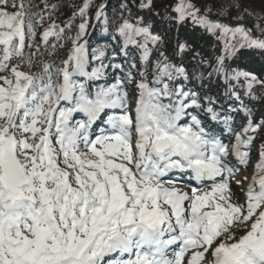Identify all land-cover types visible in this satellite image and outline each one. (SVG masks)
I'll return each mask as SVG.
<instances>
[{
	"label": "snow or ice",
	"instance_id": "obj_1",
	"mask_svg": "<svg viewBox=\"0 0 264 264\" xmlns=\"http://www.w3.org/2000/svg\"><path fill=\"white\" fill-rule=\"evenodd\" d=\"M90 3L73 36L58 4L0 0V264H264V119L244 99L264 101V78L227 63L240 48L264 52V38L224 22L239 4L154 12V0H124L116 45L90 50ZM145 11L177 30L190 22L222 51L177 40L175 62ZM189 52L231 103L188 87ZM257 139L251 178H238Z\"/></svg>",
	"mask_w": 264,
	"mask_h": 264
},
{
	"label": "trees",
	"instance_id": "obj_2",
	"mask_svg": "<svg viewBox=\"0 0 264 264\" xmlns=\"http://www.w3.org/2000/svg\"><path fill=\"white\" fill-rule=\"evenodd\" d=\"M227 1V2H225ZM39 2V0H37ZM124 2V0H91L90 7L86 11V16L89 21L88 23V35L87 38L89 49L96 47H106L109 52H111L112 48L116 45V40L113 38V30L111 25L118 22L119 18L123 12L120 5ZM156 4L155 11L163 12L165 8H167L170 4L174 3L175 0H154ZM200 3H206L209 6L215 4L217 7L219 4L224 3L227 4L229 2L235 4V0H199ZM49 3H55L60 5L58 10L53 13L56 22L63 26L65 22L72 18V28L68 33L69 35H75L78 30V25L82 22L81 17L76 15L73 17V13L77 12L80 7L83 6L84 0H49ZM101 3L106 4V15L107 22H104V18L101 17L100 21L96 20V11ZM244 8H239L237 10L235 7L229 9L231 12L230 17L222 18L224 22L235 25L237 23L244 24L247 28L253 29V35L264 38L261 36V33L256 31L255 25L256 21L251 17V15H247L245 13ZM217 8H213V12L215 13ZM145 19H150L153 22V30L159 32L160 34H165V43L163 47V51L173 59L175 62L179 63L181 61V57L176 56L175 53V45L177 40L179 42H187L189 45H192L198 48L206 57L215 55H219L223 49V41L217 40L215 37L204 33L200 28H194L193 25L189 23H185L179 26L177 30L176 24L169 25L167 22L162 23L160 18L155 16L153 13H148L147 11L141 13ZM244 15L243 20H235L232 17L237 15ZM123 15L127 16L126 12H123ZM262 15V14H261ZM249 17V18H248ZM264 17V16H263ZM213 19L216 17L213 16ZM260 21L261 27H264V19ZM46 26V25H45ZM108 28L106 32L104 29ZM40 31H43V28H40ZM96 33L98 37H96ZM70 46V45H69ZM130 55L127 57V60H139V51L136 49H130ZM159 56L158 51L153 52L151 55V59L155 61ZM192 53H186L183 56V62L185 67L187 68L189 74L192 79L188 82V87L193 88L197 91L206 92L208 95L213 97H218L219 102L221 103H231L230 101H226L224 96L222 95L223 86L220 81L217 80L215 76L209 80L208 71L210 69L205 70L198 65V59H192ZM125 58L122 56H118L116 62H121ZM107 63V61H105ZM227 63L239 70L249 71L261 78H264V52L258 49L252 48H240L239 51L227 61ZM237 90L241 93L243 92L242 86L238 83L236 85ZM245 102L248 103V106L253 110V116L256 118L257 122L261 119H264V101L259 99L250 100L248 97H245ZM263 104V107L261 106ZM258 144L260 145L261 141L257 139Z\"/></svg>",
	"mask_w": 264,
	"mask_h": 264
},
{
	"label": "rangeland",
	"instance_id": "obj_3",
	"mask_svg": "<svg viewBox=\"0 0 264 264\" xmlns=\"http://www.w3.org/2000/svg\"><path fill=\"white\" fill-rule=\"evenodd\" d=\"M225 2H227V1H225ZM235 4H239L240 8H244L247 10V12H250L252 14L250 18L254 19L256 22L257 21H259V22L263 21L260 18L264 16V0H235ZM262 107H263V105H262ZM258 158H259L258 157V148H256L251 153L250 165L246 169H244V168L241 169V172L238 174V178H239V176H243V175H248L249 178H251V174L253 171V165L257 162ZM233 190L237 192V195L241 199L243 198V194L239 192V190L235 184H233Z\"/></svg>",
	"mask_w": 264,
	"mask_h": 264
}]
</instances>
